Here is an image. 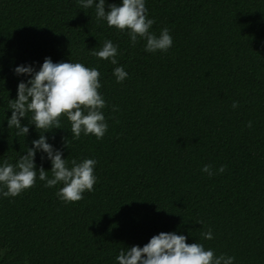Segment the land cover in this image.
<instances>
[{
    "label": "trees",
    "instance_id": "1",
    "mask_svg": "<svg viewBox=\"0 0 264 264\" xmlns=\"http://www.w3.org/2000/svg\"><path fill=\"white\" fill-rule=\"evenodd\" d=\"M113 3L122 0H106V11ZM145 6L150 31L169 29L166 52H146L142 39L133 46L128 30L97 20L95 4L0 0V166L16 164L45 131L29 124L31 113L21 120L27 136L8 129L9 102L30 78L15 74L20 65L38 71L48 57L97 68L108 124L102 139L77 140L62 116L63 129L44 133L69 162L95 159L97 182L73 203L57 196L62 184L45 187L38 176L17 197L0 194V264H118L122 248L161 232L234 256V264H264V0ZM106 40L118 47L116 65L92 54ZM35 164L51 177L46 153L37 151ZM205 165L226 168L209 177Z\"/></svg>",
    "mask_w": 264,
    "mask_h": 264
},
{
    "label": "clouds",
    "instance_id": "2",
    "mask_svg": "<svg viewBox=\"0 0 264 264\" xmlns=\"http://www.w3.org/2000/svg\"><path fill=\"white\" fill-rule=\"evenodd\" d=\"M95 4L97 20L106 21L109 27L119 31L128 30L133 46L140 39L146 41L145 51L166 52L173 44L169 29L165 27L160 35L150 31L154 19L148 18L145 0H122V3L109 4L106 11V0H78V6L91 8ZM99 59L110 60L113 65L118 63V47L111 40H106L99 51L92 53ZM16 75L30 77L27 82L21 81L17 88V97L10 100L11 117L7 120L8 129L15 128L17 136L29 133V127L22 125L21 120L27 119L31 113L29 124H34L40 132L39 139L33 140V147L28 148L16 164L4 161L0 166V194L3 197H17L22 192L36 185L37 176L45 182V187L63 186L57 196L65 203L78 202L84 198L85 192H92L97 182L94 169L97 161L85 158L78 162H70L63 158V153L48 142L44 133L53 129H63L61 117L66 116L71 124L74 139H80L81 134L94 135L102 139L108 130V124L103 114L107 106L100 94V72L95 67H86L82 63H54L46 57L37 71L32 65H20L14 69ZM118 83H122L128 73L120 66L114 69ZM233 108L239 107L233 102ZM117 109L114 107L113 111ZM248 127L252 126L249 121ZM65 146L67 144L65 142ZM37 151L47 154L51 161V177L42 166L37 168L35 156ZM43 158V157H42ZM69 164L71 166H69ZM226 166H221L213 172L211 165H205L202 172L209 177L223 173ZM200 223H203L202 221ZM206 240L213 239L212 230L202 233ZM187 237L175 232H161L154 235L143 247L138 245L122 248L116 257L118 264H234L235 257L226 254L217 256L213 249H206L202 243H187Z\"/></svg>",
    "mask_w": 264,
    "mask_h": 264
}]
</instances>
